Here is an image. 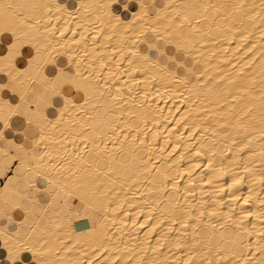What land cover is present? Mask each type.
Listing matches in <instances>:
<instances>
[{
    "label": "bare ground",
    "instance_id": "obj_1",
    "mask_svg": "<svg viewBox=\"0 0 264 264\" xmlns=\"http://www.w3.org/2000/svg\"><path fill=\"white\" fill-rule=\"evenodd\" d=\"M0 179V264H264V0H0Z\"/></svg>",
    "mask_w": 264,
    "mask_h": 264
},
{
    "label": "crops",
    "instance_id": "obj_2",
    "mask_svg": "<svg viewBox=\"0 0 264 264\" xmlns=\"http://www.w3.org/2000/svg\"><path fill=\"white\" fill-rule=\"evenodd\" d=\"M11 176V173L10 174H8V177L7 178H9ZM5 180H3V179H0V184L1 185H3ZM42 201L43 202H47L48 201V198L46 197V196H44L43 198H42ZM0 207H2L3 208V210L5 211V212H7V213H11L14 209H13V207H12V205H6V206H2V205H0ZM26 208L28 207V204L25 206Z\"/></svg>",
    "mask_w": 264,
    "mask_h": 264
}]
</instances>
